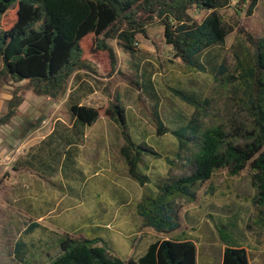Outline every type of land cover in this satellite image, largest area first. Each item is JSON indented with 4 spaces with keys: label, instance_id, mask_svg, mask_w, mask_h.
Here are the masks:
<instances>
[{
    "label": "rangeland",
    "instance_id": "obj_1",
    "mask_svg": "<svg viewBox=\"0 0 264 264\" xmlns=\"http://www.w3.org/2000/svg\"><path fill=\"white\" fill-rule=\"evenodd\" d=\"M251 3L232 0L220 10L228 35L224 45L200 56L204 71L176 58L159 18L127 48L108 40L115 70L91 35L84 42L95 49L87 57L91 70L75 74L57 100L37 96L28 81L3 76L0 59V117L15 96L23 99L16 116L0 127V264H48L61 253L62 243L82 239L97 240L124 261L138 260L157 241L179 239L196 245L197 264H222L226 244L246 249L250 264H264V207L257 202L249 166L237 176L222 169L194 186V197L171 199L180 224L173 233L146 227L138 212L144 198L193 175L204 129L253 123L241 104L239 81L233 80L240 76L239 60L255 53L250 37L264 39V0L250 14ZM190 15L202 22L207 14L194 9ZM73 102L100 114L80 139L72 131ZM159 119L163 135H158ZM127 135L142 149L143 185L130 175L123 151L136 150ZM67 136L77 137L73 146L63 139ZM20 243L24 247L18 252Z\"/></svg>",
    "mask_w": 264,
    "mask_h": 264
},
{
    "label": "trees",
    "instance_id": "obj_2",
    "mask_svg": "<svg viewBox=\"0 0 264 264\" xmlns=\"http://www.w3.org/2000/svg\"><path fill=\"white\" fill-rule=\"evenodd\" d=\"M231 2L0 0L1 74L16 82L28 81L29 88L37 96L57 100L66 94L75 74L91 70L92 62L87 57L94 54L95 49L84 44L91 35L95 37L96 49L109 53L112 70H115L117 58L108 40H118L127 48L155 18L163 22L167 43L173 46L176 58L193 69L204 71L200 56L226 42L228 30L220 10L228 8ZM238 2L241 4L246 0ZM257 4L258 0H252L250 14ZM194 9L207 14L202 22L191 17ZM8 15L12 16L11 21L5 22ZM250 39L256 43L255 53L244 61L239 60L240 76L233 80L239 81L244 93L241 104L253 117V123L248 127L234 121L231 129L223 125L204 129L200 133L193 175L162 187L156 197L144 198L138 204L146 227L165 234L177 231L180 224L175 219L171 199L194 197L193 187L210 180L222 169H229L231 175L237 176L249 166L253 172V185L258 190L257 202L264 207V39L259 42ZM176 93L191 105H198L184 93ZM22 101L21 97L15 96L9 111L0 117V127L16 116ZM70 110L74 119L72 131L78 139L84 136L86 127L100 118L97 109L81 106L78 102H73ZM114 110L121 115L119 107ZM182 131L175 134L180 137ZM165 133L159 119L158 135ZM54 137L52 135L51 139ZM63 139L68 146H73L77 137L76 140L71 136ZM126 141L136 150L135 154L128 149L123 151L130 165V175L143 185L146 177L138 171L142 149L135 146L128 135ZM23 247L22 243L18 244V252ZM48 264H197V249L192 241L169 239L151 244L138 260L124 261L113 255L107 246L99 245L97 240H69L61 244V253ZM222 264H250L246 249L226 244Z\"/></svg>",
    "mask_w": 264,
    "mask_h": 264
}]
</instances>
